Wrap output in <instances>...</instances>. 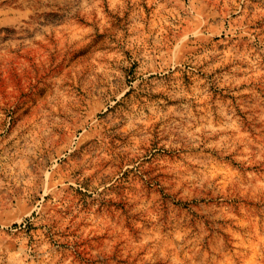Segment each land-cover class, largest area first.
Returning a JSON list of instances; mask_svg holds the SVG:
<instances>
[{"label": "rangeland", "instance_id": "obj_1", "mask_svg": "<svg viewBox=\"0 0 264 264\" xmlns=\"http://www.w3.org/2000/svg\"><path fill=\"white\" fill-rule=\"evenodd\" d=\"M0 264H264V0H0Z\"/></svg>", "mask_w": 264, "mask_h": 264}]
</instances>
